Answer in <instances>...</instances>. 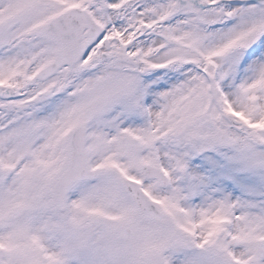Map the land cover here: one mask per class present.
Wrapping results in <instances>:
<instances>
[{"label": "snow or ice", "instance_id": "6c2138e0", "mask_svg": "<svg viewBox=\"0 0 264 264\" xmlns=\"http://www.w3.org/2000/svg\"><path fill=\"white\" fill-rule=\"evenodd\" d=\"M0 264H264V0H0Z\"/></svg>", "mask_w": 264, "mask_h": 264}]
</instances>
